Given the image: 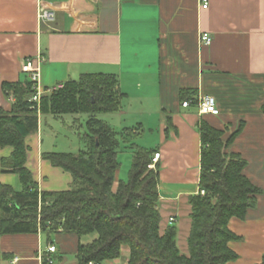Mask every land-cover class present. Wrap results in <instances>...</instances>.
I'll return each instance as SVG.
<instances>
[{
	"label": "crops",
	"instance_id": "crops-1",
	"mask_svg": "<svg viewBox=\"0 0 264 264\" xmlns=\"http://www.w3.org/2000/svg\"><path fill=\"white\" fill-rule=\"evenodd\" d=\"M201 5V0H0V81L24 80L27 74L20 68L27 58L38 61L35 85L40 95L81 74L115 75L124 94L116 123L122 128L134 123L137 135L155 114L159 158L152 165L159 171L160 230L174 219L182 253H187L190 230L187 198L199 190L196 125L201 115L196 105L182 107L180 95L191 89L213 96L219 114L203 118L226 128L225 138L242 126L227 151L246 161L243 173L261 189L255 206L242 219L228 222L238 238L229 241L236 257L225 264H259L264 257V0H208L206 8ZM41 8L53 11L54 19L40 21ZM202 32L209 33L210 44L200 42ZM11 102L1 95L4 110ZM166 116L172 127L165 131ZM55 119L39 115L37 130L24 139L26 167L39 191L65 190L72 182L67 171L41 156L51 151L42 148V122ZM11 151L0 147V162ZM118 170L113 190L121 179ZM0 184L21 188L18 174L1 171V164ZM84 238L0 230V264H47L42 256L49 244L55 246L54 264H77L78 244L91 239ZM128 251L122 246V264Z\"/></svg>",
	"mask_w": 264,
	"mask_h": 264
},
{
	"label": "trees",
	"instance_id": "trees-1",
	"mask_svg": "<svg viewBox=\"0 0 264 264\" xmlns=\"http://www.w3.org/2000/svg\"><path fill=\"white\" fill-rule=\"evenodd\" d=\"M113 74L85 73L67 80L62 88L44 91L38 101L28 75L16 82L0 81V98L12 96L8 111L0 105V147L12 148L1 159V171L18 174L20 189L0 184V230L25 233L41 230L50 233H74L87 237L77 247V264H102L121 258L127 246L124 264H225L236 257L228 247L237 239L228 227L232 217L242 219L256 204L261 189L243 173L246 161L238 153L227 151L239 128L225 138L226 128H216L202 114L197 123L200 136L199 190L188 196L190 230L187 253L176 244V226L169 223L160 230L157 209L159 171L152 164L155 148L134 142V130H115L99 113L117 112L124 94ZM195 90H182L181 102L196 105ZM264 113V103L261 105ZM86 114V130L79 134L83 147L77 152H42V158L67 171L72 182L68 189L39 191L26 167L25 137L37 130L39 115L61 118ZM165 131L172 127L166 116ZM132 153L127 178L113 190L115 173L120 168L119 151ZM203 190V193H200ZM259 264H264V257Z\"/></svg>",
	"mask_w": 264,
	"mask_h": 264
},
{
	"label": "rangeland",
	"instance_id": "rangeland-1",
	"mask_svg": "<svg viewBox=\"0 0 264 264\" xmlns=\"http://www.w3.org/2000/svg\"><path fill=\"white\" fill-rule=\"evenodd\" d=\"M142 113V112H141ZM144 113V112H143ZM99 119L107 121L111 127L115 130H119L122 127L119 122L116 123V112L110 113H99ZM65 122L62 121V118H57L52 122H42L41 127V138H42V148L43 149H51V151H66V152H77L79 149L83 147L82 141L79 139V134H83L86 130L85 120L86 114L81 113L75 116L76 124H72V120L70 121V115H64ZM144 121V119H143ZM157 120L155 118V114L148 120L145 124V127L140 130L139 134L134 136V142L141 146H146L150 148H158L159 142L157 141ZM69 124V125H68ZM118 124V125H116ZM128 125L125 127H131V125L135 126V124L131 122H126ZM70 126V127H69ZM46 151V150H44ZM118 161L121 162V166L118 170V175L121 179H126L128 174V168L131 163L132 153L129 149H125L119 151L118 153ZM85 240L87 237L84 238ZM187 246V245H186ZM185 246V249H186ZM182 247V246H179ZM182 249V248H181ZM126 256H124V259ZM124 260L119 258V260H110L105 261L102 264H122Z\"/></svg>",
	"mask_w": 264,
	"mask_h": 264
},
{
	"label": "built area",
	"instance_id": "built-area-1",
	"mask_svg": "<svg viewBox=\"0 0 264 264\" xmlns=\"http://www.w3.org/2000/svg\"><path fill=\"white\" fill-rule=\"evenodd\" d=\"M202 2V7L206 8L207 6V2L208 0H201ZM38 18L40 21H52L54 19V14L53 11H51L50 9H46V8H41L38 12ZM200 42L204 45H208L211 42V37L209 35L208 32H202L200 34ZM21 72L27 74L30 79L33 82H36L38 80V75H39V64L38 61L36 59L33 58H27L26 60H24V62L21 64ZM63 86L61 84L52 87L49 89L50 91L62 88ZM36 92L32 95V97L30 98V100L33 101H38L39 97H40V92L37 89L36 85ZM10 100L12 101L13 98L12 96H10ZM182 107H188L190 106V101L188 100H184L181 103ZM196 107L198 109V113L200 115L202 114H208V115H213V116H217L219 114V109L217 107L216 104V100L213 96L211 95H199L198 99H197V104ZM159 158V152H155L154 153V160H157ZM150 168H153V165L150 164L149 165ZM203 190H200V193H203ZM174 219L172 217L169 218V222H172ZM55 251V246L53 244H49L47 246V250L45 252V254H43L42 259L44 262H46L47 264H54V258L52 257V253ZM88 264H95L93 262H89Z\"/></svg>",
	"mask_w": 264,
	"mask_h": 264
}]
</instances>
